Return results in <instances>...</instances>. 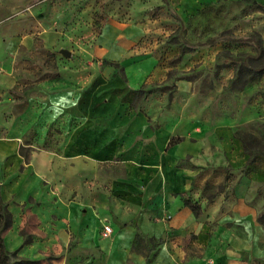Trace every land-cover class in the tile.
Segmentation results:
<instances>
[{
	"label": "crops",
	"instance_id": "crops-1",
	"mask_svg": "<svg viewBox=\"0 0 264 264\" xmlns=\"http://www.w3.org/2000/svg\"><path fill=\"white\" fill-rule=\"evenodd\" d=\"M66 4L0 0V100L15 87L11 64L19 51L31 48L35 36L46 43L58 37L55 20L69 13L72 4ZM162 6L163 0L98 5L96 10L112 18L100 42L108 48H98L96 55L119 62L141 39L134 34L139 23L119 17L132 18L141 9L150 16ZM246 7L244 1L180 0L175 10L191 31H216L236 21L245 25L251 16ZM260 14L253 9L249 27L262 35ZM112 40L124 51L115 52ZM125 67L134 89L167 79L152 55L133 56ZM176 85V95L192 94L189 81L178 79ZM113 97L94 107L78 105L93 111V118L80 120L59 146L44 137L31 140L27 133L0 135V195L11 215L3 233L7 250L40 264H264V156L250 159L235 122L221 119L201 127L160 117L164 103L149 96L142 105L157 113L150 122ZM225 168L231 179L218 186L212 176ZM135 173L141 184L133 181ZM105 225L112 228L109 237Z\"/></svg>",
	"mask_w": 264,
	"mask_h": 264
},
{
	"label": "rangeland",
	"instance_id": "rangeland-1",
	"mask_svg": "<svg viewBox=\"0 0 264 264\" xmlns=\"http://www.w3.org/2000/svg\"><path fill=\"white\" fill-rule=\"evenodd\" d=\"M163 1L164 6L155 8L150 16L141 9L132 18L119 17L120 22L139 23L140 29L131 32L141 39L128 52L112 40L115 52L124 51L115 63L96 55L98 48H108V43L100 42L112 16L96 10L106 0H58L66 8L67 2L72 4L68 14L55 20L58 37H50L46 43L43 37L35 36L34 45L23 47L11 64L15 87L7 89L0 100V135L27 133L31 140L44 137L47 143L59 146L64 137L67 141L75 133L80 120L93 118V111L83 112L78 105L94 107L114 96L153 122L157 113L142 104L155 96L164 103L160 117L192 121L201 127L229 119L244 136V149L250 159L264 156V34L249 27L253 9L262 12L258 17L264 27V0H233L247 3L249 21L246 19L244 25L236 21L238 15H231L237 23L216 31H208V27L191 31L175 10L180 0ZM61 50L70 51L71 57ZM150 55L158 59L159 71H167V79L134 89L125 75V62L133 56ZM109 69L111 73L106 75ZM178 79L191 83V97L173 91ZM100 88L104 93L95 94L94 90ZM110 91L112 94H107ZM30 104H36L37 109L32 112ZM30 121H38L37 128L31 129ZM229 171L225 168L212 176L218 186L231 179ZM131 177L136 184L142 183L140 175Z\"/></svg>",
	"mask_w": 264,
	"mask_h": 264
},
{
	"label": "trees",
	"instance_id": "trees-1",
	"mask_svg": "<svg viewBox=\"0 0 264 264\" xmlns=\"http://www.w3.org/2000/svg\"><path fill=\"white\" fill-rule=\"evenodd\" d=\"M264 55V50H262ZM211 199V198H210ZM186 205L195 213H201V207L198 204H194L190 201L186 202ZM11 225V215L4 204L0 195V264H40L39 261H31L18 257L16 252H9L5 246L3 239V233ZM139 239H137L138 241Z\"/></svg>",
	"mask_w": 264,
	"mask_h": 264
},
{
	"label": "built area",
	"instance_id": "built-area-1",
	"mask_svg": "<svg viewBox=\"0 0 264 264\" xmlns=\"http://www.w3.org/2000/svg\"><path fill=\"white\" fill-rule=\"evenodd\" d=\"M2 70V67L0 65V71ZM104 236L109 237L112 233V228L109 225H105L103 228Z\"/></svg>",
	"mask_w": 264,
	"mask_h": 264
},
{
	"label": "water",
	"instance_id": "water-1",
	"mask_svg": "<svg viewBox=\"0 0 264 264\" xmlns=\"http://www.w3.org/2000/svg\"><path fill=\"white\" fill-rule=\"evenodd\" d=\"M61 53L68 58H70L72 55L71 52L68 50H61Z\"/></svg>",
	"mask_w": 264,
	"mask_h": 264
}]
</instances>
